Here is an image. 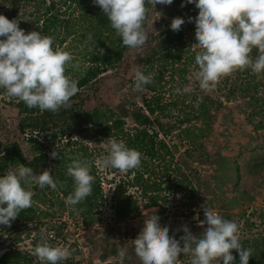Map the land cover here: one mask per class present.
Here are the masks:
<instances>
[{
    "label": "rangeland",
    "instance_id": "obj_1",
    "mask_svg": "<svg viewBox=\"0 0 264 264\" xmlns=\"http://www.w3.org/2000/svg\"><path fill=\"white\" fill-rule=\"evenodd\" d=\"M6 13H9V7L0 4V14ZM102 13L93 0H46V6L39 9L23 6L16 19L26 34L40 28L46 20L47 32L41 34L53 36L55 46L69 51L80 61V70H67V74L78 79L90 66L89 58L94 46L93 39L88 37L89 34L93 36L99 27ZM192 24L191 29H187L186 23L181 30L187 44L197 48L194 41L195 19ZM150 30L154 28L150 27ZM158 66L157 62H153L147 74L157 75L160 71ZM195 71L191 67L183 74L187 82L185 89L179 88L177 74L171 77L166 71L161 76V94L167 101L176 100L183 92H201L212 99L210 125L204 137L197 139L194 146L178 139V132L165 138L160 136L171 155L155 161L143 157V164L138 170L127 173L118 169L104 170L95 164L103 152V141L120 137L101 135V128L91 125H82L73 133L63 132L62 120L56 119V127L39 130L33 133L30 140L29 135L21 131L27 121L17 108L20 101L8 97L0 89V175L22 164L31 167L34 174L48 169L58 181L57 190L31 186L34 209L28 215V221L17 216L10 226L0 225V256L15 249L32 257L37 264L34 249L44 237L53 246L70 248L72 255L62 264H120L117 253L121 247L128 249L124 264H141L135 256L131 240L143 227V213L153 209L161 219V227L167 226L169 235L177 240L185 235V227L193 235L202 234L206 225L200 226L194 217L203 220L205 208L217 211L240 226L242 246L254 249L263 244L264 107L238 91L234 96H228V89L234 81L232 76L226 84L224 80L227 76H224L214 89L202 90L195 79ZM133 86L130 83L121 85L120 78L108 73L99 84V89H92L89 97L81 100L82 106L90 111L102 105L104 110L119 100L127 106L135 102L133 109L144 110L142 97L149 98L152 94L146 90L136 92ZM178 88L180 93L176 92ZM257 94L264 98V87ZM73 103L69 101V105ZM177 113V109L169 110L165 113L168 118L160 119L173 123ZM124 124L125 131L134 133L136 125L132 118H127ZM197 126H202V123L197 121ZM186 149L189 151L185 152ZM53 151L58 153L59 158H51ZM77 155L92 162L94 183L100 182L102 186L98 208L91 212L88 219L82 217L78 208L65 204V196L61 193L64 186L60 187L63 180L57 173L67 170L62 162H70V158ZM136 171L142 173L151 186L148 195L158 198L156 205L146 207L149 201L141 187L133 181ZM127 196L137 200L138 209L120 217L116 209L120 200ZM102 256L106 257L105 261ZM178 258L181 264H190L189 257L181 254Z\"/></svg>",
    "mask_w": 264,
    "mask_h": 264
},
{
    "label": "clouds",
    "instance_id": "obj_2",
    "mask_svg": "<svg viewBox=\"0 0 264 264\" xmlns=\"http://www.w3.org/2000/svg\"><path fill=\"white\" fill-rule=\"evenodd\" d=\"M93 3L107 17L122 45L139 50L148 41L144 28L146 5L167 6L173 0H93ZM186 4L198 10L195 45L200 52L195 57L198 70L194 76L202 90L214 89L222 77L237 70L264 75V0H182L181 7ZM184 23L180 17L173 18L170 29L179 31ZM88 39H92L91 34ZM253 49L259 52L254 59L250 55ZM69 68L80 70L81 63L69 51L55 46L53 36L42 35L40 31L26 34L17 19L9 20L0 14V89L8 97L22 101L29 109L57 113L62 107H69L70 99L79 91L78 79L67 74ZM152 82V74L134 72V91L143 92ZM50 156L59 158L56 151ZM70 160L66 174L72 178L73 191L65 198V204L75 209L92 195L95 176L91 174L92 162L79 155ZM141 161L142 153L128 147L123 139L108 138L103 141V152L95 164L104 170L127 173L138 169ZM32 185L58 189V181L48 169L34 174L31 167L19 164L0 175V225L10 226L21 211L32 206ZM155 211L143 213V227L131 240L141 264H181L178 258L181 254L190 258V264H235L231 250L238 254L239 264H249L253 250L242 246L240 226L217 211L204 208L203 220L194 217L200 226L206 225L202 234L193 235L185 227V235L179 240L169 235L167 226L161 227ZM42 241L34 249L37 264H62L72 255L67 246H53L44 237ZM117 256L120 264H124L128 249L121 247Z\"/></svg>",
    "mask_w": 264,
    "mask_h": 264
},
{
    "label": "trees",
    "instance_id": "obj_3",
    "mask_svg": "<svg viewBox=\"0 0 264 264\" xmlns=\"http://www.w3.org/2000/svg\"><path fill=\"white\" fill-rule=\"evenodd\" d=\"M0 4L9 7V13L4 14V16L12 20L17 18L23 6H35L39 9L46 6V0H0ZM181 4L182 0H173L171 5L158 4V8H153L151 4L146 5L148 11L144 28L148 34V41L139 50L123 46L121 38L102 13L100 25L95 29L92 36L94 52L91 53L89 58L90 66L78 78L79 91L70 99L74 103L69 107H62L57 113H51L48 111L41 112L35 108L29 109L20 101L17 108L20 115L24 116V121H27V124L21 130L22 134L29 135V139L32 140L33 133L56 127V119L62 120L63 132L70 131V133H73L82 125H91L96 129L101 128V135L120 137L128 147L140 151L142 158L146 157L150 161L171 155L163 138L169 137L173 132H178L176 136L178 139L181 138L180 140H185V142L196 146V140L204 137L206 128L210 125L213 100L201 92L200 94L183 92L184 94L177 96L176 100L168 101L161 94V76L166 71H169L171 77L177 74L180 79L178 82L179 88L185 89L187 82L184 80L183 74H186L191 67L196 69L195 57L200 52V49L187 44L184 39L185 34L181 28L175 32L170 29L172 19L176 17L184 19L185 23L181 26L188 23L187 29L193 27L192 23L198 15V10L192 4H186L184 7H181ZM189 18H191V22H189ZM45 21H43L40 28L32 31L47 32ZM150 27L154 30H150ZM100 49L103 50L102 53ZM250 55L254 59L259 55V52L257 49H253ZM153 62L158 63L160 71L153 76V82L145 87V90L150 92L152 96L149 98L142 97L144 110L143 108L133 109L134 106L132 105L135 102L127 106L119 100H114L112 106L104 110H102L104 107L102 105L90 111L83 108L81 100L87 99L92 89L98 90L99 84L108 73H111L114 78H120L121 85L134 84V72L138 70L147 74L148 69L151 68L150 66H153ZM231 76L234 77V81L228 89V96H234L235 92L238 91L250 101L264 107V98L257 94L259 89L264 87V75H255L250 70H237L227 75L224 84L229 82ZM220 105L219 102L218 106ZM172 109L178 111L176 121L173 123L163 122L160 118H168V114L165 113ZM127 118H132L136 125L132 134L124 130V122ZM197 121H200L202 126H197ZM191 122L194 123L192 127ZM160 136L163 138L159 139ZM186 151H189V149H186ZM159 152H161V155ZM70 162H62L63 168H67ZM66 172L67 170L57 172L63 180L64 187L61 193L65 198L73 191V181L70 178L67 179ZM142 175V173L136 171L133 181L141 187L143 195L147 197L149 202L146 207L156 205L158 198L148 195L151 186L148 185ZM101 196L102 186L100 182L94 183L92 195L75 206L84 219H88L91 212L98 208ZM136 205V199L129 196L124 197L120 200V206L116 209V214L120 217L127 216L128 213L138 209ZM33 209V206H31L21 211L18 218L28 221L30 219L28 215L33 212ZM251 249L253 255L249 259V264H264V243ZM231 254L235 258V264H239V256L236 251L231 250ZM101 259L105 261L106 257L102 256ZM0 264H36V262L32 257L13 249L0 256Z\"/></svg>",
    "mask_w": 264,
    "mask_h": 264
}]
</instances>
